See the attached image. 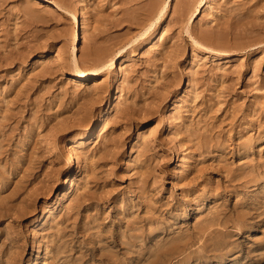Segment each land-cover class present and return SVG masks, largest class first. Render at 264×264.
I'll return each mask as SVG.
<instances>
[{"label":"rangeland","instance_id":"374dc122","mask_svg":"<svg viewBox=\"0 0 264 264\" xmlns=\"http://www.w3.org/2000/svg\"><path fill=\"white\" fill-rule=\"evenodd\" d=\"M46 1L0 0V264H264V0Z\"/></svg>","mask_w":264,"mask_h":264},{"label":"bare ground","instance_id":"6f19581e","mask_svg":"<svg viewBox=\"0 0 264 264\" xmlns=\"http://www.w3.org/2000/svg\"><path fill=\"white\" fill-rule=\"evenodd\" d=\"M41 1V0H40ZM44 1H46V0H44ZM46 2H48V3H50V4H52L51 2H49V1H46ZM207 3H204V2H199L198 3V6L193 10V12H192V14H191V16L190 17H192L193 15H200L201 14V12H202V8H204L205 7V5H206ZM59 8V11H63V9L61 8V7H58ZM164 9H165V6H161L158 10H157V12L154 14V17L156 16V18H155V20L157 21L159 18H161V16H162V13H163V11H164ZM73 20H74V23H75V26H76V28H77V30H78V32H77V30L75 31V34H74V36H73V39H72V42H71V49H70V53H71V57H72V61H73V64H74V67H75V73L73 74V76L74 77H76V78H78V79H80V80H85V79H87V77L88 76H90L91 74H94L97 70H91V71H88V72H86V73H83L79 68H78V66H77V58H76V56H77V51H78V46H79V43H80V41H81V35H79V25H80V23H79V20L77 19V16L76 15H74L73 16ZM153 24H151L150 25V27L152 26ZM119 59V54H116L114 57H112L110 60H108L106 63H104L103 65H104V67H108V68H112L113 66H114V64L117 62V60ZM95 84H98V80H96V83ZM106 125H107V119H103V121H102V123H101V126H100V129L101 130H104L105 129V127H106ZM73 159V156H72V154L71 153H69L68 154V158H67V160H72ZM73 180V179H72ZM63 194H65L64 193V190L60 193V195H63ZM220 231V230H219ZM207 232V231H206ZM221 232V231H220ZM212 233V232H211ZM198 234V233H197ZM213 234H214V232H213ZM215 234L216 235H219L218 233H216L215 232ZM214 234V235H215ZM222 234H224V233H222ZM199 235V234H198ZM204 235V234H203ZM202 235V236H203ZM221 235V234H220ZM202 236L200 237V238H202ZM210 236V235H209ZM223 236V235H222ZM228 236V235H227ZM208 237V236H207ZM211 237V236H210ZM219 237H221V236H219ZM189 238V237H188ZM205 238V237H204ZM208 238H206V240H207ZM134 240V239H133ZM205 240V241H206ZM188 241V240H187ZM160 244H161V242H160ZM172 244V243H171ZM174 244V243H173ZM172 244V245H173ZM187 244V243H186ZM162 245V244H161ZM160 245V246H161ZM110 246V245H109ZM165 246V245H164ZM107 247V246H106ZM163 247V246H162ZM124 248V247H123ZM182 248V247H181ZM164 249H165V247H164ZM156 250H158V249H156ZM156 250H155V252H156ZM167 250V249H166ZM181 250V249H180ZM183 250V249H182ZM171 251V250H170ZM154 252V253H155ZM158 252V251H157ZM160 252V251H159ZM166 252V251H165ZM110 253V252H109ZM151 253V252H150ZM111 254V253H110ZM114 254V253H113ZM161 254V253H160ZM108 255V254H107ZM149 255V254H148ZM114 256H115V254H114ZM169 256V255H168ZM148 257H151V255H149ZM107 258V257H106ZM159 258V257H158ZM167 259V258H166ZM165 259V260H166ZM112 260V259H111ZM152 260V259H151ZM180 262H181V260H180Z\"/></svg>","mask_w":264,"mask_h":264}]
</instances>
